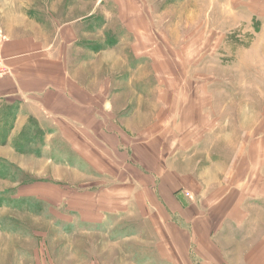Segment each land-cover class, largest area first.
Segmentation results:
<instances>
[{
	"label": "rangeland",
	"instance_id": "1",
	"mask_svg": "<svg viewBox=\"0 0 264 264\" xmlns=\"http://www.w3.org/2000/svg\"><path fill=\"white\" fill-rule=\"evenodd\" d=\"M121 1L0 0V44L8 33H38L56 46L66 17L64 30L83 33L71 44L73 64L116 50L86 109L137 122L132 146L146 142L153 172L157 160L178 174L180 202L195 206L197 220L171 216L180 239L161 230L132 198H114L144 188L135 150L94 145L85 127L88 147L66 149L56 128L3 101L0 264H264V22L253 13L264 8L163 0L156 11L147 0L148 19L133 30L119 18Z\"/></svg>",
	"mask_w": 264,
	"mask_h": 264
},
{
	"label": "crops",
	"instance_id": "2",
	"mask_svg": "<svg viewBox=\"0 0 264 264\" xmlns=\"http://www.w3.org/2000/svg\"><path fill=\"white\" fill-rule=\"evenodd\" d=\"M203 1L209 5V10L211 9L210 4L216 7L221 6L220 0H215L214 3H211V0ZM121 2H123L121 14L119 11L118 15L122 21L129 23V29L134 30L138 26L140 27V23L148 19L147 16H149L150 11L147 0H142L139 5L133 1L128 2L126 0L124 2L122 0ZM162 2L163 0H154L153 4L156 11L161 10ZM249 3L251 6H258L260 9L264 8V0H250ZM115 5L116 8H119L116 1ZM239 5L241 4L235 2L236 7ZM253 10L257 19L264 22V11L259 14L258 9L253 8ZM216 12L220 14V10ZM222 13H225V11ZM79 20L80 18H74L72 22L76 23ZM62 22L64 23L59 33H56V46L51 45L47 34L46 36L44 35V38L41 34L40 37L43 39H39L36 36L38 33L6 34V38L0 44V53L6 69V73L0 77V102L9 100L20 102L26 110L24 117L33 119L38 124L50 125L56 128L59 137L62 138L67 146L66 149L73 148L81 152L84 147L85 149L88 147L89 141L85 140L82 132L85 127L96 137L94 145H100L101 143L107 149L113 150L121 144L124 148L135 150L140 159L139 164L144 166V170L140 169L134 176L137 177L139 182L145 183L143 184L144 188H141L136 194L131 195V193L122 192L121 196L115 195L114 198L118 200L120 199L118 197H121L122 204L127 203L132 198L136 202L142 216L144 215L153 220L155 225H158L161 230H166L167 228L174 230L172 234L177 239H180L179 231H177L179 229L175 228L171 216L184 218L188 224H192L196 222L199 213L196 211L195 206L189 205V203L186 206H182L179 197L183 199L184 193L180 189L182 183L178 174L169 169H162V162L156 159V163L161 167L159 166L157 173L153 172L146 157H143L144 150H148L146 142H135V145L132 146L133 137L131 136L136 137V134L141 133V126H135L138 124L137 122L129 119H119L116 122L113 118H107L106 116L107 120H105L104 116L99 115L97 111L93 112L86 109V103L98 97L96 93L102 83L101 76L104 78L105 74L110 70L109 67V69L105 68L109 61H111L113 68L116 67L114 66L116 59L113 60L112 56L116 55L117 51L113 50L111 56V53H109V56L107 55L109 60H92L90 64H85L80 58L78 61L75 60L73 64L70 58V52L73 49L71 44L73 41H77L78 38L81 39L83 33H68L67 30L63 29L67 25L66 17L62 18ZM129 29L128 31H130ZM52 47L55 48L54 54L51 53ZM117 50L120 51V49ZM123 50L125 51V48H122L121 52ZM118 57L120 60L121 56ZM104 60L106 64H104ZM135 82L137 81L134 80L133 84H136ZM120 84L130 86V78L126 83L122 81ZM145 123L144 125L143 123L139 124L145 126ZM107 124L112 130L118 131L117 138L114 136L115 130L113 132L111 130L112 133L106 132ZM90 143L92 146L93 142L90 141ZM80 155L83 158V154L80 153ZM62 172L56 171L54 174L58 175L59 179L66 180L71 177V173ZM78 172V170H75L76 175ZM63 175L65 178L60 177ZM78 175L81 176L79 181H82V173ZM143 185L140 184L139 186L142 187ZM164 221L169 226L166 227L163 224ZM170 239L172 243H176L173 237H170Z\"/></svg>",
	"mask_w": 264,
	"mask_h": 264
},
{
	"label": "built area",
	"instance_id": "3",
	"mask_svg": "<svg viewBox=\"0 0 264 264\" xmlns=\"http://www.w3.org/2000/svg\"><path fill=\"white\" fill-rule=\"evenodd\" d=\"M5 66L3 65V59L1 57V53H0V77L3 76V74L6 73L5 71Z\"/></svg>",
	"mask_w": 264,
	"mask_h": 264
}]
</instances>
